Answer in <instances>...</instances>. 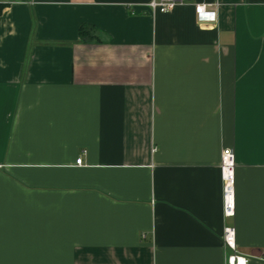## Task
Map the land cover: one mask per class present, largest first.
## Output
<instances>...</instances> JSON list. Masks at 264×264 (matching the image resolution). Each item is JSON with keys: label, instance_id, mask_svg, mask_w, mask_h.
<instances>
[{"label": "crops", "instance_id": "0c3cea01", "mask_svg": "<svg viewBox=\"0 0 264 264\" xmlns=\"http://www.w3.org/2000/svg\"><path fill=\"white\" fill-rule=\"evenodd\" d=\"M147 1L0 0V264H264V0Z\"/></svg>", "mask_w": 264, "mask_h": 264}, {"label": "built area", "instance_id": "2783aa9c", "mask_svg": "<svg viewBox=\"0 0 264 264\" xmlns=\"http://www.w3.org/2000/svg\"><path fill=\"white\" fill-rule=\"evenodd\" d=\"M190 3V0H148L146 5L152 13H165L178 5ZM195 20L198 24H212L216 21L217 2H192ZM81 163V158L75 160ZM220 172L222 179V201L225 216L233 214L234 189V153L231 148H224L221 153ZM223 242L230 248L231 253L225 257V264H248L245 255L236 251L235 234L232 226L224 227Z\"/></svg>", "mask_w": 264, "mask_h": 264}, {"label": "trees", "instance_id": "16d2710c", "mask_svg": "<svg viewBox=\"0 0 264 264\" xmlns=\"http://www.w3.org/2000/svg\"><path fill=\"white\" fill-rule=\"evenodd\" d=\"M92 29V26L89 24V23H84V24H81L79 26V30H78V33H79V36L82 38V39H85L88 37L89 35V31Z\"/></svg>", "mask_w": 264, "mask_h": 264}]
</instances>
